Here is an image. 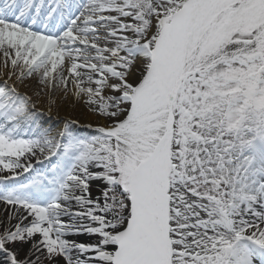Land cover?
I'll use <instances>...</instances> for the list:
<instances>
[{
	"label": "snow or ice",
	"instance_id": "obj_1",
	"mask_svg": "<svg viewBox=\"0 0 264 264\" xmlns=\"http://www.w3.org/2000/svg\"><path fill=\"white\" fill-rule=\"evenodd\" d=\"M0 173L9 264H264V0H0Z\"/></svg>",
	"mask_w": 264,
	"mask_h": 264
},
{
	"label": "bare ground",
	"instance_id": "obj_2",
	"mask_svg": "<svg viewBox=\"0 0 264 264\" xmlns=\"http://www.w3.org/2000/svg\"><path fill=\"white\" fill-rule=\"evenodd\" d=\"M48 2H50V0H48ZM27 90L29 91V94H32L34 91H36L37 89H36L35 83L31 82L30 87ZM58 99L60 100L59 111L57 112V110L54 108L53 111L49 113L47 111V107H48L47 97L46 96L40 97L37 103V108L43 111L44 113L48 114L49 116H52L56 119L53 122L40 119V122L43 125L45 126L51 125L55 128H62L64 119L69 118V119L78 121V126L80 127V129L84 130L85 132H90V130L87 128V125L91 124L95 126L97 124L105 123V121L101 120L98 116L93 114L85 104L74 101L71 95H69L66 99L62 97H58ZM33 163H35V161H33ZM0 175H6V173H0ZM103 188H104V185L101 182L100 183L92 182L91 187H90L92 198L96 199L97 197H101V190ZM101 203H103L102 197H101ZM72 208L74 211L80 210L79 206L75 205V203H73ZM10 215H11V207L0 203V231L1 232L10 226L9 219H8ZM62 219L67 221L68 217H63ZM12 223H15V221H12ZM68 238L75 240L77 242H84V243H95L97 239V237L89 236L87 234L71 236ZM36 239H38V237L33 238V240H36ZM14 247H15V251L17 252L19 258H27L29 255H31V243H23L22 245H18ZM41 259H43V257ZM43 264H46V263H43ZM57 264H65V262L63 261L62 258H60V259H57Z\"/></svg>",
	"mask_w": 264,
	"mask_h": 264
},
{
	"label": "rangeland",
	"instance_id": "obj_3",
	"mask_svg": "<svg viewBox=\"0 0 264 264\" xmlns=\"http://www.w3.org/2000/svg\"><path fill=\"white\" fill-rule=\"evenodd\" d=\"M43 112V111H42ZM41 120L42 119H44V120H46V121H49V122H53V121H55L56 119L54 118V117H52V116H49L48 114H46V113H44L43 112V115L41 116V118H40ZM81 133L82 134H89V132H85L84 130H82L81 129ZM53 159H55V158H53ZM7 174V173H6ZM21 179H23V177H21ZM100 183V182H99ZM103 185H104V183L103 182H101ZM1 232V231H0ZM23 243H21V242H16V244L14 245V246H18V245H22ZM45 256H46V253H45ZM83 258V257H82ZM57 259H60V258H57ZM42 262L43 263H46V264H50V262L45 258V257H43V259H42ZM0 264H9V261H8V257L3 253V252H0Z\"/></svg>",
	"mask_w": 264,
	"mask_h": 264
}]
</instances>
